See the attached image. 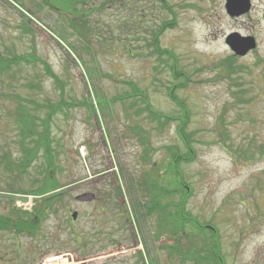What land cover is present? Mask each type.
<instances>
[{
    "label": "rangeland",
    "instance_id": "374dc122",
    "mask_svg": "<svg viewBox=\"0 0 264 264\" xmlns=\"http://www.w3.org/2000/svg\"><path fill=\"white\" fill-rule=\"evenodd\" d=\"M16 1L0 0V52L34 54L62 82L64 101L78 106L64 108L51 123L59 189L29 194L45 172L44 158L39 154L25 171L5 163L9 157L17 162L21 151L13 107L0 85V216L8 219L14 209L26 219L47 197H59L45 208L36 234L0 230V264H44L53 257L70 264H195L180 255L187 253L205 264L209 247L201 236L190 227L173 236L167 221L180 200L166 195L174 182L171 154L185 150L178 122L161 126L138 112L148 100L162 115L180 114L166 88L183 79L173 77V62L155 53L152 42L171 20L176 25L159 45L190 79L176 94L190 111L186 130L195 140L194 160L179 166L190 192L185 210L217 228L225 264H264V65H256L264 58L263 21L226 20L217 5L197 0H90L76 14ZM20 1L32 12H24L30 21L20 14ZM83 22L78 35L71 27ZM250 25L260 40L258 54L237 57L240 71L229 75L225 38ZM9 82L24 99L60 100L39 62L14 67ZM153 204L165 210L148 215Z\"/></svg>",
    "mask_w": 264,
    "mask_h": 264
},
{
    "label": "trees",
    "instance_id": "16d2710c",
    "mask_svg": "<svg viewBox=\"0 0 264 264\" xmlns=\"http://www.w3.org/2000/svg\"><path fill=\"white\" fill-rule=\"evenodd\" d=\"M15 3L16 0H11ZM87 1L90 0H37L33 1V6H35L36 10L39 9H47L48 11H58L65 12L64 14H76L78 6L83 5ZM17 2V1H16ZM161 2L164 3L163 0ZM166 7V3L164 4ZM20 14L27 20L30 21V18L24 12H28L32 14L30 9L24 6L22 1L18 2ZM86 17L85 14H83ZM78 17L74 16V18ZM78 18H81L78 17ZM77 18V19H78ZM175 21L171 20L168 22H163L156 30L152 37L153 42V50L158 55H167V58L170 59L173 63L170 66V70L175 79L182 78V81H179L173 84L171 87L166 88L167 97L180 109V114L177 117L156 112L150 106L148 100H145L144 107L138 110L139 113L146 112L151 121H158L161 126L164 124H168L170 121H177L176 126V134L179 137L183 147L184 152L179 154H171L170 167L172 168L174 174L173 179L174 182L170 183L173 188H169L166 191V195L169 198H172L174 195L178 194L180 200L178 202H174L176 204L175 211L173 214H168V226L171 230V234L177 235L183 232L187 227H190L191 232H195L196 236H201L203 241L208 245L209 250L205 255V264H225L223 257L220 254V236L216 227L212 226L209 222L200 223L196 218L192 217L186 210L185 204L189 197L190 192L188 191V187L185 185L183 181L182 174L179 170V166L182 163H189L195 158V149L193 146L194 135L187 132V125L190 120V111L187 105L177 96L176 90L185 87L189 82V77L180 72L176 68L177 58L176 56L166 50L162 49L159 45V38L165 32V30L172 29L175 26ZM24 30L26 32H31V28L27 25L26 22L23 23ZM76 34L81 35V33L86 29V23H82L80 26H72L71 27ZM81 30V31H80ZM59 39V38H58ZM60 40V39H59ZM62 43L64 40H60ZM235 57H228L227 61L224 62L227 73L229 75H233L240 71V67H237L235 63ZM41 63L43 66V70L45 75L52 78L55 82L56 86L60 91V100L57 103L45 102V103H37L32 99H24L22 98L17 91H13L11 86L10 79H12V74L14 72V67L19 64H30V63ZM12 73V74H11ZM5 85L6 89V98L11 103V107L13 110L11 111V117L13 119V123L15 124V129L18 131V142L17 145L19 150L21 151V157L17 162L11 160L9 157L5 163L12 164L14 167L16 166L18 169L25 171L30 167L31 163L36 159V157L41 154L44 158L45 164V172L42 174L41 179L35 180L37 186L29 191V194L33 195H46L51 192L54 193L58 190V182L54 177V165H53V149H52V137H51V123L53 118L59 112H62L64 108H73L78 106L77 103H68L63 99V86L60 79L55 75L49 65L39 58L33 55H10L7 53L0 52V85ZM240 86V85H239ZM25 87L29 90L39 89V84L26 83ZM13 91V92H9ZM137 92V91H136ZM135 92V93H136ZM244 92L243 90L241 91ZM241 93V94H242ZM134 95H130L133 97ZM146 99V98H145ZM27 103V105H25ZM83 104V103H82ZM88 106V105H87ZM92 108V105H90ZM163 119V122H161ZM134 133H139L137 130L131 129ZM138 135V134H137ZM139 141L147 145L146 141L142 137ZM145 153L147 150L145 149ZM4 159H6V153L2 155ZM145 161V158H144ZM9 190L11 192L24 193L26 192L22 188H15L13 186H9ZM163 195V192H161ZM56 198H59L56 195L51 197H47L44 203L39 205L40 209L34 211L33 215H29L26 219L21 218L20 214L12 209L10 217L7 219L6 217L0 216V230L3 231H14L17 233H28V234H36L39 229L40 220L45 216V208L50 209L52 205L50 204ZM168 204H171L168 203ZM161 204H153L152 207L148 208V214L154 212L157 207H160ZM164 206H162L161 211L163 212ZM177 254L178 252L175 251ZM181 257L190 258L194 260L195 264H197V260L195 254L187 253L180 254Z\"/></svg>",
    "mask_w": 264,
    "mask_h": 264
},
{
    "label": "flooded vegetation",
    "instance_id": "af4514ba",
    "mask_svg": "<svg viewBox=\"0 0 264 264\" xmlns=\"http://www.w3.org/2000/svg\"><path fill=\"white\" fill-rule=\"evenodd\" d=\"M202 4L217 5L219 7V15L230 21H251L255 18L262 20L264 23V0H197ZM238 34L243 38H252L256 44L253 50L248 51L240 59L258 54L260 48V40L256 35L254 25L245 28L238 27L231 30L228 35ZM237 58V56H236ZM264 58L257 60L256 65H264Z\"/></svg>",
    "mask_w": 264,
    "mask_h": 264
},
{
    "label": "water",
    "instance_id": "95a60500",
    "mask_svg": "<svg viewBox=\"0 0 264 264\" xmlns=\"http://www.w3.org/2000/svg\"><path fill=\"white\" fill-rule=\"evenodd\" d=\"M226 45L237 56H244L248 51L253 50L256 44L252 38H241L238 35H230L225 39ZM76 213L72 214V219Z\"/></svg>",
    "mask_w": 264,
    "mask_h": 264
},
{
    "label": "bare ground",
    "instance_id": "6f19581e",
    "mask_svg": "<svg viewBox=\"0 0 264 264\" xmlns=\"http://www.w3.org/2000/svg\"><path fill=\"white\" fill-rule=\"evenodd\" d=\"M82 155H84V150H82ZM44 264H70L62 257H53L48 259Z\"/></svg>",
    "mask_w": 264,
    "mask_h": 264
}]
</instances>
